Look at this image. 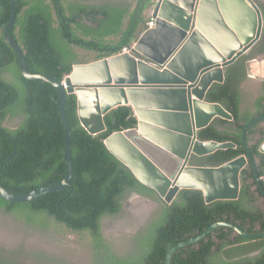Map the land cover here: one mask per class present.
I'll use <instances>...</instances> for the list:
<instances>
[{
  "label": "trees",
  "instance_id": "trees-1",
  "mask_svg": "<svg viewBox=\"0 0 264 264\" xmlns=\"http://www.w3.org/2000/svg\"><path fill=\"white\" fill-rule=\"evenodd\" d=\"M150 2L137 0L130 13L128 9L109 6L99 10L89 7L85 16L101 14L103 27L102 40L91 60L116 54L129 45L138 28L145 24L143 10ZM9 15L8 10L0 13V31ZM24 17L20 38L10 36L24 53L26 70L62 82L78 55L66 52L58 37L61 36L64 43L73 38L77 28L87 25L81 19L76 20L73 14L68 17L57 15L55 21L49 13L27 12ZM86 18L95 20L94 17ZM62 20L67 21L65 25ZM109 36H119L117 43H108L106 37ZM260 44L259 50L264 52V30ZM17 58L0 32V185L11 192L24 194L63 178L64 128L58 112L57 89L44 80L23 77ZM245 61L246 57L229 66L223 82L213 85L206 94V101L221 104L232 115V120L216 118L197 134L201 141L232 142L235 147L195 157L191 160L193 165L219 166L245 153L241 130L264 108L260 105L253 115L239 110L238 85L244 77ZM2 70L9 72V81L2 78ZM262 100L264 102V96ZM63 110L71 130L69 186L23 203L0 197L1 210L31 227L46 228L47 222L53 220L71 231L86 232L90 236L95 264H164L170 248L218 222L235 224L251 234L264 232V198L256 186L253 169L248 165L240 172L237 199L207 204L200 190L181 189L177 199L170 203L161 201L159 219L136 237L137 254L123 258L116 256L101 236V218L118 214L122 200L129 192L158 200L156 193L139 183L103 143L112 132L135 125L136 119L130 106H116L103 116L105 130L91 135L80 125L74 94L66 95ZM14 119H18L14 128L3 126L5 120ZM258 124L247 130V142L256 134ZM259 143L249 144L248 148L256 159V172L261 177L264 175V153L259 152ZM3 264L16 263L11 260ZM169 264H264V237L248 239L228 227L219 226L198 242L174 252Z\"/></svg>",
  "mask_w": 264,
  "mask_h": 264
},
{
  "label": "water",
  "instance_id": "water-1",
  "mask_svg": "<svg viewBox=\"0 0 264 264\" xmlns=\"http://www.w3.org/2000/svg\"><path fill=\"white\" fill-rule=\"evenodd\" d=\"M148 15L154 26L129 43L130 52L87 63L74 60L70 73L59 83L46 74L26 70L24 53L9 36L15 22L14 0H10L3 38L17 54L23 77L44 80L58 91L65 171L59 182L24 194L0 185L2 199L23 203L69 186L71 130L63 110L67 94L75 95L78 120L91 135L105 130L103 116L111 109L131 107L135 125L112 132L103 143L139 183L165 203L177 199L181 189L200 190L207 204L237 199L240 172L248 165L264 198V175L258 176L256 159L246 141L247 130L264 119V110L241 130L244 154L219 166L191 164L194 157L235 147L232 142L201 141L197 134L216 118L232 120L221 104L206 101V94L223 82L224 68L247 56L261 40L263 18L258 6L254 0H151ZM262 135L259 152L264 153ZM219 226L248 239L264 237V232L251 234L235 224L218 222L170 248L164 264H169L178 249L198 242Z\"/></svg>",
  "mask_w": 264,
  "mask_h": 264
},
{
  "label": "rangeland",
  "instance_id": "rangeland-1",
  "mask_svg": "<svg viewBox=\"0 0 264 264\" xmlns=\"http://www.w3.org/2000/svg\"><path fill=\"white\" fill-rule=\"evenodd\" d=\"M78 54L77 60L80 62L92 59L90 53L78 50ZM257 57L262 59L264 55ZM258 75L264 78V68ZM2 78L6 81L10 80L9 75H4ZM253 90L256 91L255 88ZM252 91L244 97V104L247 106L251 104ZM17 124L16 119L3 122V126L9 129ZM141 196L153 203L144 220H139L126 208V203L133 198L130 193L124 196L118 214L103 216L100 220L101 236L116 256L123 258L136 255V237L144 234L151 223L161 216L163 200L160 198L152 200L144 195ZM0 258L2 259L0 264L11 260L16 264H95L90 236L86 232L71 231L53 220L47 222L46 228L31 227L1 209Z\"/></svg>",
  "mask_w": 264,
  "mask_h": 264
},
{
  "label": "flooded vegetation",
  "instance_id": "flooded-vegetation-1",
  "mask_svg": "<svg viewBox=\"0 0 264 264\" xmlns=\"http://www.w3.org/2000/svg\"><path fill=\"white\" fill-rule=\"evenodd\" d=\"M261 1H264V0H254L263 18V28L261 32V38H262L263 30H264V3ZM102 6H103L102 2L98 0H14L15 22H14L13 27L9 31V36L10 34H13L17 39L20 38L21 30H22L21 21H23V19L25 18L24 15L27 12H37L41 14L49 13L53 21L57 19V15L63 14V17H68L69 15L73 14L76 20L81 19V21H83L87 26L83 24L82 27L77 28L75 33L73 34L74 35L73 38L71 37V40H66L64 43H63V39L61 36L58 35L59 36L58 38L61 44H64V47H66L65 48L66 52H69V51L74 52L78 56H79L78 50L92 54L98 49L99 42L102 40V31H103V27L101 24L102 16L99 13H97L94 16L92 14H89V16H85V15H86V12L89 11V7H94V8H97V10H99L100 7ZM114 6H119V4L112 3L111 5H109V7H113V8ZM17 9H19V11H17L16 13ZM7 10L10 13V0H0V13H3V12L5 13ZM86 17L88 18L94 17L95 20L91 21V20H88ZM66 22L67 21L62 20V23L64 25L66 24ZM4 26L2 27L0 31L2 37H3ZM260 42L261 40L250 51L251 56L252 55L254 56V54L264 55V52H261L259 50L261 48ZM86 46L90 47L91 49L86 48ZM4 75H9V72L7 70H2L1 76H4ZM263 110L264 108L259 111V114H261ZM259 114H257V116ZM261 123H264V119L259 122L258 126ZM263 128H264V124H263V127L257 128L256 134L258 133L259 138L263 136L262 135L264 133ZM129 193L132 194V196L142 197L137 192H129Z\"/></svg>",
  "mask_w": 264,
  "mask_h": 264
},
{
  "label": "crops",
  "instance_id": "crops-1",
  "mask_svg": "<svg viewBox=\"0 0 264 264\" xmlns=\"http://www.w3.org/2000/svg\"><path fill=\"white\" fill-rule=\"evenodd\" d=\"M98 1L102 2L103 6H109L112 3L113 4L118 3L119 6H114V8L119 9V10L128 9V13H130L133 10L137 0H98ZM148 7L149 6H147L143 10V14L145 16V24L142 27L138 28L136 36H138L146 28V23L150 19V16L148 15ZM127 18H128V16H126V18L124 19V25L127 21ZM118 37L117 36H109V37H106V41L108 43L115 44V43H117ZM134 38L131 41H133ZM128 46L129 45H127V47ZM259 55H261V54H257L256 56H253V55L251 56V53H250L246 57V62H245V67H244V70H245L244 77L242 78V80L240 81V83L238 85V94L240 97L239 110L241 113H244V114H249V115L256 114L258 112L257 108L260 105H262L264 107V102L262 100V97L264 96V78H260L258 75L259 72L262 70V68H264V66H263L264 58L261 59V58L257 57ZM91 61L92 60L82 61V63H87V62H91ZM228 68L229 67L224 68V77H225V73H226ZM252 68H254V69L256 68V71L253 72ZM253 88H255L256 91L253 90ZM249 91H252V96H251L252 98H250L251 104L249 106H247L244 104V101H245L244 97H246L245 95H248V93H250ZM263 124L264 123H261L258 127H263ZM262 139H263L262 137L259 138L258 133L254 134L251 136V138L249 140V144H256L257 142H261ZM196 158H198V157H196Z\"/></svg>",
  "mask_w": 264,
  "mask_h": 264
},
{
  "label": "bare ground",
  "instance_id": "bare-ground-1",
  "mask_svg": "<svg viewBox=\"0 0 264 264\" xmlns=\"http://www.w3.org/2000/svg\"><path fill=\"white\" fill-rule=\"evenodd\" d=\"M252 71L255 72L256 68H252ZM151 206H153V203H151L148 199L138 196H133V198H131L128 203H126V208L129 210V212L141 221L145 219L148 212L150 211Z\"/></svg>",
  "mask_w": 264,
  "mask_h": 264
},
{
  "label": "built area",
  "instance_id": "built-area-1",
  "mask_svg": "<svg viewBox=\"0 0 264 264\" xmlns=\"http://www.w3.org/2000/svg\"><path fill=\"white\" fill-rule=\"evenodd\" d=\"M154 26V20L150 17V19L147 21V23H146V28L145 29H147V28H152ZM131 50H130V46H125V47H123L122 49H121V51L120 52H130Z\"/></svg>",
  "mask_w": 264,
  "mask_h": 264
}]
</instances>
